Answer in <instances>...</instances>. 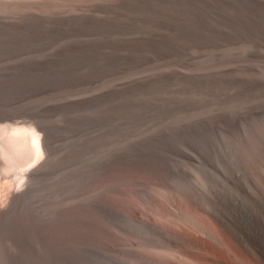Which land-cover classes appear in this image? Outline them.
<instances>
[{
  "label": "rangeland",
  "instance_id": "1",
  "mask_svg": "<svg viewBox=\"0 0 264 264\" xmlns=\"http://www.w3.org/2000/svg\"><path fill=\"white\" fill-rule=\"evenodd\" d=\"M13 120L51 156L25 199L0 180V264H255L216 224L264 239V0H0Z\"/></svg>",
  "mask_w": 264,
  "mask_h": 264
},
{
  "label": "bare ground",
  "instance_id": "2",
  "mask_svg": "<svg viewBox=\"0 0 264 264\" xmlns=\"http://www.w3.org/2000/svg\"><path fill=\"white\" fill-rule=\"evenodd\" d=\"M140 80V79H139ZM25 121H22V120H13L12 122H5V123H1L0 124V180L2 181L3 183V186L2 187V190L3 191H6V204L7 205L8 203L12 202V201H15V200H22V199H25L26 197H28L29 194L33 193V191L35 190L34 187L36 188L35 184L38 183L39 179L41 178V176L44 175V169H47L45 168L46 166V163L48 162V160L50 159V156H51V152H50V146H49V143H48V140L46 139V137L43 135V134H39L37 135L36 131H35V128L33 130V128H30L25 126L24 125ZM38 131V129H36ZM42 133V132H41ZM48 134V133H47ZM27 138H31L30 141L31 144H32V148L35 149V153L32 154V155H29L27 158L23 159V160H20L19 162L17 161V163L15 162L14 164L10 165L9 162H7V159H6V153L8 151V153H11L10 149H14L17 147L18 145V142L20 143V141H25L27 140ZM29 141V140H28ZM44 148V151L42 152L43 154L40 156V150H42V147ZM19 148V147H18ZM17 148V149H18ZM20 149V148H19ZM10 151V152H9ZM34 151V150H33ZM7 153V154H8ZM15 153H18V150L15 152ZM49 164V163H47ZM47 167V166H46ZM9 171L12 172L14 171V173H16L17 175H19L21 177V180L19 181L18 185L16 187H12V182L9 179H6L9 176ZM46 171V170H45ZM15 174V175H16ZM3 179H5V181H3ZM8 180V181H7ZM34 189V190H33ZM1 192V190H0ZM31 192V193H30ZM2 193V192H1ZM1 195V194H0ZM191 197V196H189ZM4 199V198H3ZM189 201L190 199L187 198ZM192 199V197H191ZM198 200V198H196ZM195 199V201H196ZM193 200V199H192ZM25 201V200H24ZM27 201V200H26ZM16 202V201H15ZM197 202V201H196ZM194 202V204L196 203ZM264 202V201H263ZM191 203V202H189ZM199 203V202H198ZM197 203V207L199 208V205ZM193 205V204H192ZM8 206V205H7ZM203 206V205H202ZM196 207V206H195ZM4 208V207H3ZM205 208V207H204ZM208 208V207H207ZM205 208V209H207ZM2 214H6L3 213L2 211V207H0V217L2 216ZM186 217V216H185ZM184 217V219H186ZM189 218V217H188ZM191 218V217H190ZM222 218V217H221ZM224 218V217H223ZM229 218V217H228ZM231 218V217H230ZM218 219V218H217ZM216 219V220H217ZM192 220V219H191ZM214 222L216 220L212 219ZM190 221V220H189ZM194 221H196L195 219L192 220V222L194 223ZM191 222V223H192ZM229 222V221H228ZM184 223V222H183ZM190 223V222H189ZM216 223V222H215ZM227 223V222H226ZM150 224V223H148ZM153 224V225H152ZM151 225L152 226H155V223H152ZM202 224V223H201ZM157 225V224H156ZM187 225V223H186ZM193 225V224H192ZM158 226L160 225H157V228H159ZM190 226V225H189ZM218 226V227H217ZM229 226V225H228ZM161 227V226H160ZM169 227V226H168ZM168 227L164 228L168 231H170L169 229H167ZM174 227V226H173ZM194 227V226H193ZM192 227V229H193ZM205 227V226H203ZM216 227L223 233V240L225 239V244H227L228 240L230 244H232V248H235V249H239L241 250L242 252H244L248 258L252 259L254 261L255 264H264V239L262 238V242L259 244V245H254L252 244L253 242L251 241H242L240 239V236L241 235H238L239 233H241V231L236 234L235 232H233L229 227H227L226 224L222 223L221 221H217V224H216ZM153 228V227H152ZM156 228V226H155ZM170 228V227H169ZM264 228V227H263ZM160 229V228H159ZM158 229V230H159ZM163 229V226L162 228ZM163 229V230H164ZM207 228L204 229V231H206V233L211 237L213 238L214 240H216L217 242H223L222 241H219L220 239H218V237L216 236V232H214V230L209 231V230H206ZM233 229H235L233 227ZM238 229V228H237ZM182 230V229H181ZM194 230V229H193ZM203 230V229H202ZM240 230V229H238ZM196 231V230H194ZM200 231V230H198ZM219 231V232H220ZM179 233V231H177ZM197 232V231H196ZM201 232V231H200ZM220 232V233H221ZM263 232V231H262ZM177 233V237L179 238V240H181L182 242L186 243V244H191V245H194L195 248H197L198 246H196L197 242L193 239H186V237L184 236H181L180 234L178 235ZM215 233V234H214ZM219 233V234H220ZM218 234V235H219ZM243 234V232H242ZM185 235V234H184ZM148 236V235H147ZM176 236V235H175ZM261 236V235H260ZM264 236V234H263ZM146 237V236H145ZM150 237V236H149ZM156 237V236H155ZM160 237H162L160 235ZM192 237V236H191ZM243 237V235H242ZM165 238V237H163ZM161 238V239H163ZM169 238V237H167ZM175 238V237H174ZM210 238V239H211ZM220 238V237H219ZM246 238V237H245ZM148 239V238H146ZM152 239V237H151ZM150 239V240H151ZM160 239V241L162 242V240ZM171 239V238H170ZM169 239V240H170ZM198 239V238H197ZM228 239V240H227ZM247 239V238H246ZM149 240V239H148ZM227 240V242H226ZM244 240V238H243ZM152 241V240H151ZM153 241L154 238H153ZM157 241V240H156ZM165 241V240H163ZM173 242V241H172ZM181 242V243H182ZM198 242H200L198 240ZM203 242V241H202ZM224 242L222 244H224ZM180 243V244H181ZM255 243V241H254ZM201 245V247H204L202 246L203 243H199ZM184 245V244H183ZM229 245V244H227ZM182 246V245H181ZM223 246H226V245H223ZM222 246V247H223ZM186 247V246H185ZM192 247V246H191ZM200 247V248H201ZM206 247V245H205ZM204 247V248H205ZM194 248V247H193ZM231 248V249H232ZM199 249V248H198ZM202 249V248H201ZM188 250V249H187ZM192 250V249H191ZM195 250V249H194ZM200 250V249H199ZM155 251V250H154ZM193 251V250H192ZM197 251V250H196ZM205 251V250H204ZM234 251V249H233ZM181 252V251H180ZM201 252V251H200ZM203 252V250H202ZM194 253V252H193ZM161 254V253H160ZM176 254V253H175ZM179 254V253H178ZM176 254V257H178ZM195 254V253H194ZM198 253L196 252L195 255H197ZM200 254V253H199ZM173 255V254H172ZM185 255V253H184ZM203 255V254H202ZM201 255V256H202ZM207 255V254H206ZM153 256V255H152ZM180 256V255H179ZM200 256V255H199ZM205 256V255H204ZM183 257V256H182ZM181 257V258H182ZM197 257V256H196ZM213 257V256H212ZM159 258V257H158ZM179 258V257H178ZM192 258V257H191ZM208 258H209V255H208ZM205 258L206 260H209L211 262H214L217 263V264H225L224 262H222V260H219L218 259H214L215 257L210 258ZM228 258V257H227ZM243 258H246L244 257L243 255ZM149 259V258H148ZM154 259V258H153ZM194 259V258H193ZM150 260V259H149ZM177 260H180V259H177ZM182 260V259H181ZM186 260V258H185ZM196 260V259H194ZM200 260V259H199ZM191 261V260H190ZM198 261V258L197 260ZM246 261V260H245ZM185 262V261H184ZM200 262V261H199ZM204 262V260L202 261ZM160 263V262H159ZM178 263V262H177ZM206 263V261H205ZM208 263V262H207ZM162 264V263H161ZM165 264V263H164ZM171 264V263H170ZM209 264V263H208ZM211 264V263H210ZM227 264V263H226Z\"/></svg>",
  "mask_w": 264,
  "mask_h": 264
}]
</instances>
